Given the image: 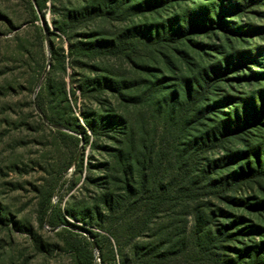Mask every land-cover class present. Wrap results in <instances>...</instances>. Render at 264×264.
<instances>
[{"label": "trees", "instance_id": "trees-1", "mask_svg": "<svg viewBox=\"0 0 264 264\" xmlns=\"http://www.w3.org/2000/svg\"><path fill=\"white\" fill-rule=\"evenodd\" d=\"M263 2L24 0L39 46L46 10L57 31L43 21L52 63L35 102L72 146L63 170L82 142L104 157L82 177L89 193L63 210L51 192L40 201L50 226L86 224L72 226L98 254L92 240L66 238L76 264H264V197L237 195L264 180ZM75 89L98 108L76 116Z\"/></svg>", "mask_w": 264, "mask_h": 264}, {"label": "rangeland", "instance_id": "rangeland-1", "mask_svg": "<svg viewBox=\"0 0 264 264\" xmlns=\"http://www.w3.org/2000/svg\"><path fill=\"white\" fill-rule=\"evenodd\" d=\"M259 9L264 13V2ZM52 16V12L46 10L44 20L40 18L36 22L44 28L49 53V36L43 21L50 31L57 32ZM254 21L264 28V15ZM51 39L58 43V38L52 36ZM66 46L63 42L62 47ZM43 62L45 78L52 63L51 56L47 61L45 42L39 46L24 0H0V264H76L65 246V239L80 240L84 236L95 244L89 233L72 226H86L85 223L67 218L72 224L67 226L74 232L68 234L62 231L61 225H49V212L47 221L43 222L39 210L42 196L48 192H51L50 205L60 210L68 206L70 194L89 193L92 188L84 187L82 177L88 165H96L104 158L82 142L77 158L82 159V170H75L77 160L63 170L72 146L58 139L50 126L39 119L32 102L39 89L35 93L33 79L39 76ZM105 63L121 71L127 69L126 64L114 58L107 57ZM68 71L74 73L70 67ZM75 95L72 108L76 116H80L82 106L91 111L98 108L94 103L82 104L77 89ZM90 170L93 174L98 172L95 166ZM237 195L250 201L264 197V180L244 187ZM246 216L262 223L254 213L246 212ZM87 227L98 231L92 225ZM93 251L98 254L97 247ZM96 262L100 261L96 259Z\"/></svg>", "mask_w": 264, "mask_h": 264}, {"label": "water", "instance_id": "water-1", "mask_svg": "<svg viewBox=\"0 0 264 264\" xmlns=\"http://www.w3.org/2000/svg\"><path fill=\"white\" fill-rule=\"evenodd\" d=\"M45 43H46V49H47V61H49V60H50V53H49V50H48V42H47V40H46ZM45 72H46V71H43V73H42V75H41V77H40V79H39V81H38V83H37V85H36V87H35V93H36L37 89L39 88L40 84L42 83V80H43V78H44ZM34 106H35L36 111H37L38 113L41 114L39 108H38L37 105H36L35 100H34ZM41 115H42V114H41ZM42 119H43L46 123H48L47 120H46V118H45L43 115H42ZM48 124H49V123H48ZM49 125L52 126V127H54V128L64 129L63 127L58 126V125H52V124H49ZM79 150H80V148H79ZM79 150L77 151V153H76V155H75L74 163H75V161H76L77 158H78ZM46 220H47V218H46ZM45 222H46V221H45ZM91 244H92L93 249H95L96 247H95V244H94L93 241H91Z\"/></svg>", "mask_w": 264, "mask_h": 264}]
</instances>
